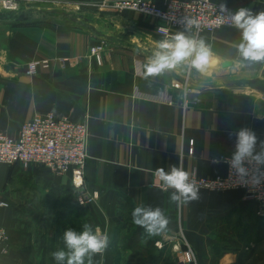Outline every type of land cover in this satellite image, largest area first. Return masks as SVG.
<instances>
[{
	"label": "crops",
	"instance_id": "0c3cea01",
	"mask_svg": "<svg viewBox=\"0 0 264 264\" xmlns=\"http://www.w3.org/2000/svg\"><path fill=\"white\" fill-rule=\"evenodd\" d=\"M100 1L32 0L31 18L10 23L2 36L0 131L15 137L22 123L52 112L85 122L89 140L78 189L70 175H55L41 164L0 163V201L7 203L0 207V227L9 235L0 264H46L52 252L64 247V230L79 231L84 223L110 237L103 256L93 258L102 264H186L188 249L194 260L187 264H257L253 256L264 236V216L257 215L244 191L200 190L199 201L178 206L169 199L171 191L156 186L155 172L175 165L190 176L225 175L226 164L210 160L231 156L235 137L230 139V132L248 127L258 142L264 141V94L208 87L203 84L224 82L200 80L205 74L185 68L145 79L144 65L164 39L156 32L162 21L129 10H99ZM151 1L163 6L168 0ZM211 1L233 12L242 7L264 11V0ZM47 9L69 17L43 14ZM72 16L83 19L77 23ZM197 38L215 53L212 77L217 72L232 79H264V64L233 69L234 44L240 39L235 28L201 32ZM97 46L99 59L90 53ZM39 59H48L50 67L27 75L26 63ZM223 61L230 66L223 67ZM186 77L191 91L184 95L173 84ZM79 198L90 200L80 205ZM140 204L164 210L170 221L165 232L147 237L132 222V210Z\"/></svg>",
	"mask_w": 264,
	"mask_h": 264
},
{
	"label": "clouds",
	"instance_id": "9594fccd",
	"mask_svg": "<svg viewBox=\"0 0 264 264\" xmlns=\"http://www.w3.org/2000/svg\"><path fill=\"white\" fill-rule=\"evenodd\" d=\"M222 18L228 20L240 34L234 44L236 60L233 69L238 70L245 64H264V11L253 12L249 8L231 11L225 3L218 7ZM183 31H177L169 38L158 41L157 46L144 65L145 79L162 77L173 73L178 68L206 74L215 53L203 38L189 35L188 30L197 21L184 17ZM235 137L234 151L230 157L213 156L210 163L218 165L227 163L230 170L242 182L252 181L255 184L264 180V141H259L255 132L242 127L230 132L229 138ZM155 175L162 182L165 191L171 189L170 201L176 205H186L201 199L200 189L190 173L182 167L171 166L156 169ZM132 222L143 228L147 237L159 235L167 230L169 218L160 207L143 204L134 207L131 213ZM0 228V236H4ZM6 238V237H5ZM64 247L51 253L55 264H94V257L103 256L110 245L107 233L99 228L84 223L81 230L68 227L62 235Z\"/></svg>",
	"mask_w": 264,
	"mask_h": 264
},
{
	"label": "built area",
	"instance_id": "2783aa9c",
	"mask_svg": "<svg viewBox=\"0 0 264 264\" xmlns=\"http://www.w3.org/2000/svg\"><path fill=\"white\" fill-rule=\"evenodd\" d=\"M31 2L32 0H0V14L28 8ZM95 6L99 10H110L115 13L129 10L159 19L163 24L156 27V32L164 39L172 35V29H184V24L181 23L184 17L197 21L195 26L189 28L196 37L201 32L212 33L222 27L234 28L228 20L221 17L219 4L211 0H168L163 6L151 0H102ZM100 50V46L91 47L90 53L99 59ZM49 67L48 59L31 60L26 63L25 73L34 76L40 69ZM173 87L183 90L184 95L191 91L187 77L183 81H176ZM184 105H187L186 99ZM88 140L89 131L85 122L58 117L52 112L36 114L19 126L15 137L0 131V163L21 164L25 167L30 163L41 164L55 175H70L73 187L78 189L83 185L88 159ZM188 153L192 154V148L188 149ZM225 164L227 166L225 175L205 177L193 174L191 178L196 181L200 190L244 191L245 197L255 202L257 215L264 216V180L259 184L252 181L242 182L230 170L229 165ZM156 186L164 190L159 178ZM96 196L92 195L93 198ZM87 200L89 199L79 198L78 203L83 205ZM6 206V202L0 201V207ZM4 230V236H0V256L7 254L9 249V235L6 229ZM168 238L171 239L173 236ZM155 245L159 248L162 246L158 241ZM193 260L192 252L188 249L185 252V263H191Z\"/></svg>",
	"mask_w": 264,
	"mask_h": 264
},
{
	"label": "water",
	"instance_id": "95a60500",
	"mask_svg": "<svg viewBox=\"0 0 264 264\" xmlns=\"http://www.w3.org/2000/svg\"><path fill=\"white\" fill-rule=\"evenodd\" d=\"M47 12H54L56 14H62L65 18L69 17L67 13H60L58 11L51 10V9L42 10L43 14H46ZM32 14H33V10L29 8H23L18 11L2 13L0 14V24L22 22V21L30 19ZM70 18H71L70 20L77 22V23L81 22V19H83L79 16H72ZM230 64L231 63L229 61L222 62L223 67L230 66ZM203 85L208 86V87L227 86V87L248 88V89L255 90V91H258L264 94V79L259 78V77L257 78H238V79L230 80L228 83H219V84L218 83H208V84H203Z\"/></svg>",
	"mask_w": 264,
	"mask_h": 264
},
{
	"label": "rangeland",
	"instance_id": "374dc122",
	"mask_svg": "<svg viewBox=\"0 0 264 264\" xmlns=\"http://www.w3.org/2000/svg\"><path fill=\"white\" fill-rule=\"evenodd\" d=\"M9 24L10 23L0 24V46H3L5 44V40L2 36H4L6 34V31L9 29ZM209 70L210 71H208L207 74H205L204 78L202 77V79L200 78V80H206V81L207 80H221L220 82H224V83H228L229 79L233 80L232 79L233 77H230L228 75H219V74H217V72H215L214 76L212 77L211 72H212L213 68H210ZM209 83H211V82H209ZM34 164H37V163H34ZM19 165H21V164H19ZM23 167H25V166H23ZM87 202H88V200L86 201V203ZM176 236H178V235H176ZM97 256L99 257L100 255H97ZM1 257H4V256H0V258ZM49 258L50 259H48V262L46 264H52L53 259L51 260V257H49ZM253 259L254 260L256 259L255 261L257 262V264H264V236H262V238H259L257 241V248H256V252L253 256ZM183 261H185V256H183ZM94 264H102V260L94 261Z\"/></svg>",
	"mask_w": 264,
	"mask_h": 264
}]
</instances>
